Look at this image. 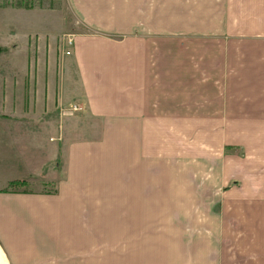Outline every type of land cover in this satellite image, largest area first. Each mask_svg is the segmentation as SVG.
<instances>
[{
	"label": "crops",
	"instance_id": "crops-1",
	"mask_svg": "<svg viewBox=\"0 0 264 264\" xmlns=\"http://www.w3.org/2000/svg\"><path fill=\"white\" fill-rule=\"evenodd\" d=\"M66 1L87 30L70 34L59 54L61 67L74 69L78 91L65 98L61 82L56 103L70 113L67 132L81 129L84 137L68 142L53 192L0 193V248L8 264H264V226L260 243L248 234L264 218H230L227 254L205 246L190 251L158 241L168 238L157 226L159 209L186 202L155 197L157 160L165 171L175 155L172 137L181 135L173 129H196L198 163L214 161L206 156L212 143L236 145V129H264V0H231L221 13L213 8L212 24L198 25L197 38L176 43L175 52L137 34L165 37L171 5ZM167 129L163 139L159 131ZM256 203L264 207V199ZM237 222L247 225L244 236L231 224ZM237 238L247 246H236Z\"/></svg>",
	"mask_w": 264,
	"mask_h": 264
},
{
	"label": "rangeland",
	"instance_id": "rangeland-1",
	"mask_svg": "<svg viewBox=\"0 0 264 264\" xmlns=\"http://www.w3.org/2000/svg\"><path fill=\"white\" fill-rule=\"evenodd\" d=\"M227 4L233 2L157 0L158 10L172 7L169 31L161 34L165 37L153 36L142 29L137 34L156 37L157 46L174 51L176 43L197 38L198 25L204 24L207 28L212 24L213 8L221 13ZM76 17L66 0H0V193L53 192L56 181L63 178L68 142L84 137L82 130L77 129L83 128L81 125L75 127V135L67 132L69 118L66 117L70 113H60L56 103L61 82L65 98H72L78 91L73 80L74 69L68 64L61 67L59 61L68 36L87 30ZM162 22L158 17V23ZM217 22H220V14ZM161 39L172 42V48L161 44ZM168 130H158L159 136L168 139ZM173 130L181 132L172 137L176 149L173 153L179 156L174 155L172 164L167 163L169 166L162 172L159 167H164L165 161L157 160L155 197L164 200L166 195L173 204L181 200L186 206L159 209L161 218L157 226L165 229L163 232L168 238L158 241L164 239L170 243L166 246L190 251L205 246L227 254L223 248L229 247L230 218L241 216L247 221H251L252 215L264 218V207L261 209L256 203L264 199V129H248V134L245 129H236V145L221 149L212 143L206 147V156L216 158L212 161V158L201 157L200 163L196 129ZM256 132L260 134L258 138L252 136ZM224 169L228 176L223 173ZM12 180H25L26 184L8 185ZM108 181L113 183L111 175ZM166 189L171 192H165ZM110 193L115 199L116 192L110 190ZM231 224L237 235L247 233L246 224ZM262 226L264 224L258 223L254 230L248 231L254 243L261 242L263 230L259 227ZM141 233L139 246L145 248L149 240L143 238L142 228ZM242 242H245L243 247L247 246L246 238H237L236 246H241Z\"/></svg>",
	"mask_w": 264,
	"mask_h": 264
},
{
	"label": "trees",
	"instance_id": "trees-1",
	"mask_svg": "<svg viewBox=\"0 0 264 264\" xmlns=\"http://www.w3.org/2000/svg\"><path fill=\"white\" fill-rule=\"evenodd\" d=\"M22 4V1H19L18 2V5H21ZM26 184V181L25 180H12V181H9V184L8 185H11V186H23Z\"/></svg>",
	"mask_w": 264,
	"mask_h": 264
},
{
	"label": "bare ground",
	"instance_id": "bare-ground-1",
	"mask_svg": "<svg viewBox=\"0 0 264 264\" xmlns=\"http://www.w3.org/2000/svg\"><path fill=\"white\" fill-rule=\"evenodd\" d=\"M75 109H76V107L73 108V110H75ZM0 264H8L1 248H0Z\"/></svg>",
	"mask_w": 264,
	"mask_h": 264
},
{
	"label": "built area",
	"instance_id": "built-area-1",
	"mask_svg": "<svg viewBox=\"0 0 264 264\" xmlns=\"http://www.w3.org/2000/svg\"><path fill=\"white\" fill-rule=\"evenodd\" d=\"M69 43H70V38L67 39V44H69ZM64 54H65V55H68V54H69V51H68V50H65V51H64ZM73 108H74V107H73Z\"/></svg>",
	"mask_w": 264,
	"mask_h": 264
}]
</instances>
